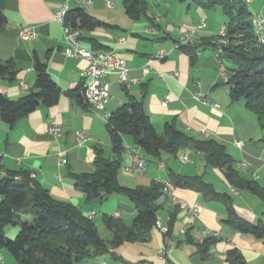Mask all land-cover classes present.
I'll list each match as a JSON object with an SVG mask.
<instances>
[{"label": "crops", "instance_id": "0c3cea01", "mask_svg": "<svg viewBox=\"0 0 264 264\" xmlns=\"http://www.w3.org/2000/svg\"><path fill=\"white\" fill-rule=\"evenodd\" d=\"M62 1L0 0V12L6 19L0 33V61H10L16 71L13 80L0 78V93L9 100H17L36 92V60L46 65L60 90L55 105L40 104L13 126L0 117V172L34 173V181L54 200L75 206L84 216L91 213L90 220L94 224L97 221L104 227L103 218L113 217L131 227L136 208L127 196L110 194L87 201L75 187L71 174L93 172L96 147L103 150L105 157L111 156L106 130L108 116L133 97L142 101L157 132H161L166 123H174L189 137L213 139L223 144L233 168L243 178L263 186L264 144L261 139L264 131L246 109L243 99L230 100L226 82L231 64L219 60L211 43L225 24L219 6L205 9L193 2L145 0L146 16L132 20L126 15L122 0H93V5L87 8L70 2L69 10L83 8L94 19L111 26L82 30L81 47L94 52V41L102 45L103 50L114 51L125 59L129 75L137 79L128 90L119 85L113 74L103 79L111 95L105 105L106 115H103L81 104L77 97L81 93V75L87 61L64 54L61 26L52 18ZM244 1L251 17L256 14L264 17V0ZM200 20H204L205 27L191 35L197 47L192 61L185 49L174 50L173 45L182 32L193 29ZM24 26L34 29L36 39L20 38L19 31ZM160 50L167 51L168 55L161 60L154 59ZM166 95L169 98L163 106ZM52 123L60 126L59 137L48 132ZM201 129H205L206 134L201 133ZM77 132L84 133L81 144H78ZM134 149L145 159V170L126 173L123 168L129 164ZM184 154L189 156L186 162L180 160ZM171 173L200 177L217 194L230 199L238 217L251 225L264 227V200L247 190L232 188L225 179L224 170L209 165L202 153L184 148L176 156L162 154L160 159H154L137 148L130 136L124 137L118 173L120 185L147 187L157 179L168 180ZM174 194L189 206L201 207V212L192 216L160 196L154 205L157 219L166 231L169 229L166 237L154 226L145 240L109 247L108 253L92 255L79 264H228L226 254L230 249H237L246 264H264V237L229 226L227 206L223 201H207L199 192L186 187H175ZM23 221L29 222L26 217ZM18 231L19 227L12 225L3 229L9 239L15 238ZM100 233L105 235L104 229ZM206 238H213L214 242L202 256L200 244ZM0 264H16L4 248H0Z\"/></svg>", "mask_w": 264, "mask_h": 264}, {"label": "trees", "instance_id": "16d2710c", "mask_svg": "<svg viewBox=\"0 0 264 264\" xmlns=\"http://www.w3.org/2000/svg\"><path fill=\"white\" fill-rule=\"evenodd\" d=\"M174 1L193 2L205 9L215 6L221 8L227 43L221 46L218 58L231 64L226 82L230 100L243 99L246 109L255 116L258 127L264 131V45L255 38L245 1ZM122 5L126 15L132 20L146 16L145 0H122ZM66 23L86 31L100 26L111 28L91 17L83 8L69 10ZM5 25L6 19L0 12V33ZM92 47L95 48L92 49L94 52L103 50L102 45L94 41ZM180 49H185L194 61L196 45L182 46ZM34 70L36 92L17 100H9L0 93V117L9 126H13L38 105L50 107L58 101L60 90L48 74L46 65L36 60ZM15 74L10 61H0V78L13 80ZM77 97L81 104H85L81 93ZM106 130L110 137L111 156L105 157L103 150L96 147L93 172L71 176L75 187L87 201L102 199L110 194L127 196L136 208L132 226L126 227L118 219L105 217L103 225L110 236L109 239H104L96 225L79 209L67 202L54 200L46 189L29 178L28 172L6 173L8 178H0V248L6 249L16 264H79L92 255L108 253L109 247L143 241L149 236L157 219L154 202L163 196L162 188L154 181L147 187L127 188L120 185L118 173L122 164L125 136H130L137 148L154 159H160L162 154L176 156L184 148L200 152L209 165L224 170L225 179L232 188L247 190L264 200V184L261 186L255 180L243 178L233 168L232 159L223 144L213 139L189 137L179 131L174 123H166L162 131L157 132L146 115L142 101L133 97H129L127 102L108 116ZM261 142L264 144V137ZM16 175L20 176L19 180L14 179ZM168 180L175 187L196 190L207 201H223L227 206L226 223L229 226L259 238L264 237L262 225L254 226L238 217L231 207L230 199L217 194L200 177L188 178L171 173ZM27 216L32 218L31 222L23 221V217ZM7 225L19 227L15 238L9 239L4 235L3 229ZM168 233L169 229L164 236ZM213 242V238L203 240L200 244L202 256L207 254ZM226 259L228 264H246L237 249H230Z\"/></svg>", "mask_w": 264, "mask_h": 264}, {"label": "built area", "instance_id": "2783aa9c", "mask_svg": "<svg viewBox=\"0 0 264 264\" xmlns=\"http://www.w3.org/2000/svg\"><path fill=\"white\" fill-rule=\"evenodd\" d=\"M248 1V0H246ZM73 2L77 5L87 8L93 5V0H64L62 1L55 11L52 14V18L61 26L63 40L65 43L64 54L67 57L71 58H83L87 61V66L82 73L83 82L81 85V94L84 100V103L91 110L105 114V105L111 98L109 85L104 82V78L107 75L113 74L117 77L119 85L128 90L132 85L137 83V79L129 75V69L126 66L125 59L118 56L114 51H99L92 52L90 50L84 49L80 45V37L82 30L71 27L66 23V16L69 11V3ZM250 24L252 25L253 32L256 40L264 45V17L261 14H256L250 18ZM205 27L204 20H200L199 23L193 29L189 31L182 32L178 41L174 43L173 49L179 50L182 46H194L192 34L195 31L202 30ZM226 27L222 25L217 33V39L213 41L215 48V54L219 57L221 53V46L227 43L225 38ZM19 36L22 39L34 40L36 39V32L30 26H24L19 31ZM120 42H123V39H120ZM168 55L167 51L160 50L156 53V60L164 59ZM176 75V73H174ZM22 87H25L21 83ZM196 98L198 94H195ZM169 96L166 95L162 100V105L164 106L167 103ZM215 106V105H214ZM48 132L59 137L61 135V128L57 123H52ZM201 133L206 134L205 129L200 130ZM78 144H81L84 140V133L77 132ZM180 160L186 162L189 160L188 155H181ZM146 161L142 158L137 149H134L130 154L129 164L123 168L124 172L130 173L132 170H145ZM0 178H8L7 174L0 172ZM29 178L31 180L35 179L34 173H29ZM15 180H19L20 176H14ZM154 182H157L161 185L162 194L164 197L170 200V202L176 206L181 211H186L192 216H196L201 212L202 208L199 206H189L185 201L179 199L174 194L175 186L169 180L157 179ZM30 186L32 183L29 184ZM86 217L90 219L92 217L91 213H87ZM155 228L158 229L161 233H165L166 229L162 226V223L159 219L155 221Z\"/></svg>", "mask_w": 264, "mask_h": 264}, {"label": "rangeland", "instance_id": "374dc122", "mask_svg": "<svg viewBox=\"0 0 264 264\" xmlns=\"http://www.w3.org/2000/svg\"><path fill=\"white\" fill-rule=\"evenodd\" d=\"M216 9H219L218 7H216ZM26 219L29 221V222H31L32 221V218L31 217H29V216H27L26 217ZM95 222V224L98 226V229H99V232H100V230L101 229H104V231H105V235H103V233H100L101 234V236H105V237H103V238H108L109 237V231L108 230H106L103 226H101L100 224H98V222L97 221H94Z\"/></svg>", "mask_w": 264, "mask_h": 264}]
</instances>
